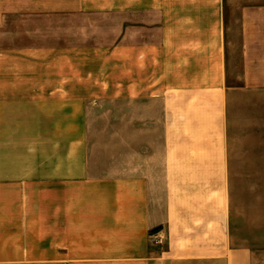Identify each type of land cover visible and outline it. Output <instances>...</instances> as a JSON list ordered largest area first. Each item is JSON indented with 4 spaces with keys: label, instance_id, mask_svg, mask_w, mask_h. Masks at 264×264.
<instances>
[{
    "label": "crops",
    "instance_id": "obj_1",
    "mask_svg": "<svg viewBox=\"0 0 264 264\" xmlns=\"http://www.w3.org/2000/svg\"><path fill=\"white\" fill-rule=\"evenodd\" d=\"M46 217L54 264H264V0H0V254Z\"/></svg>",
    "mask_w": 264,
    "mask_h": 264
},
{
    "label": "rangeland",
    "instance_id": "obj_2",
    "mask_svg": "<svg viewBox=\"0 0 264 264\" xmlns=\"http://www.w3.org/2000/svg\"><path fill=\"white\" fill-rule=\"evenodd\" d=\"M67 75V74H63ZM102 111L98 108L97 112L102 113ZM94 115L101 116V114H96L94 111ZM91 128V129H103V128H114L117 127V121H107V119H95L93 121L88 122L86 126L81 121H78V128ZM93 139H97L94 138ZM99 139V138H98ZM31 204V202H29ZM44 207H41L40 204L37 203L35 207V211L40 213L41 210H44L45 214L51 212L48 209V206H51L50 200H45L43 202ZM32 207L24 208V210H28L30 213L32 212ZM25 228V227H24ZM26 228L30 229H44V231H29V232H21V233H7L6 239L11 238V247L6 249V254L3 252L0 254V261H5V263L1 262L0 264H54L53 263V255H52V233H51V223H47V217L45 219L44 226L34 225L27 226ZM1 243V242H0ZM4 244V241H3ZM2 252V250H0Z\"/></svg>",
    "mask_w": 264,
    "mask_h": 264
},
{
    "label": "trees",
    "instance_id": "obj_3",
    "mask_svg": "<svg viewBox=\"0 0 264 264\" xmlns=\"http://www.w3.org/2000/svg\"><path fill=\"white\" fill-rule=\"evenodd\" d=\"M155 231H158V230H155ZM155 231H154V232H155Z\"/></svg>",
    "mask_w": 264,
    "mask_h": 264
}]
</instances>
